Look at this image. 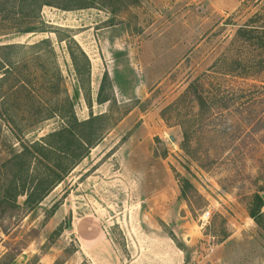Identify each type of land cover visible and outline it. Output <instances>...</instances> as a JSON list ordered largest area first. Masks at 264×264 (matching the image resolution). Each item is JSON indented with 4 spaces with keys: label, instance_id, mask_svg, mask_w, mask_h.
Listing matches in <instances>:
<instances>
[{
    "label": "rangeland",
    "instance_id": "374dc122",
    "mask_svg": "<svg viewBox=\"0 0 264 264\" xmlns=\"http://www.w3.org/2000/svg\"><path fill=\"white\" fill-rule=\"evenodd\" d=\"M49 1L0 0V191L47 134L96 117L98 141L0 218V264H264V52L237 35L264 0Z\"/></svg>",
    "mask_w": 264,
    "mask_h": 264
},
{
    "label": "trees",
    "instance_id": "16d2710c",
    "mask_svg": "<svg viewBox=\"0 0 264 264\" xmlns=\"http://www.w3.org/2000/svg\"><path fill=\"white\" fill-rule=\"evenodd\" d=\"M17 1V0H14ZM22 1L21 7L27 8L34 7L36 13L39 14L43 6H51L63 11H67V6L59 7L58 4L49 0H19ZM238 37L251 46L264 52V30L259 29H239L237 31ZM230 75L234 73H229ZM234 77L236 75H233ZM238 77L245 78V73L238 72ZM234 98V97H233ZM224 97L205 98L198 96V104L200 107V114L206 108L207 100L209 104H216V108H223L227 110L235 99ZM97 118L90 119L76 123L74 127H63L59 131L47 134L42 139L32 143L31 145L24 146L21 154L14 155L12 160L22 159L21 170L14 174L11 181L0 191V218L4 216L12 217L13 214L19 210L20 206L16 200L20 196H24L23 206L32 210L36 208L46 196L66 177V175L74 168L83 158H85L98 141L95 129L90 130L86 137H82L80 133H76V127H88L91 129L94 121ZM78 131V130H77ZM197 160V159H195ZM199 164H201L199 162ZM204 167L201 164V167ZM186 186H189L184 182ZM183 184V186H184ZM192 188L189 186V189ZM181 195L185 198L186 190L181 187ZM188 192V191H187ZM252 202L255 203L253 208L248 209V216L253 222L261 228L264 232V214L261 208L264 201L261 195L255 194L252 197ZM165 236L172 240L176 247L183 251L182 245L177 241L172 232L165 231Z\"/></svg>",
    "mask_w": 264,
    "mask_h": 264
},
{
    "label": "built area",
    "instance_id": "2783aa9c",
    "mask_svg": "<svg viewBox=\"0 0 264 264\" xmlns=\"http://www.w3.org/2000/svg\"><path fill=\"white\" fill-rule=\"evenodd\" d=\"M208 217H209V213H208V212H205V213L203 214V217H202V221H203L202 226L205 225V222L207 221Z\"/></svg>",
    "mask_w": 264,
    "mask_h": 264
},
{
    "label": "water",
    "instance_id": "95a60500",
    "mask_svg": "<svg viewBox=\"0 0 264 264\" xmlns=\"http://www.w3.org/2000/svg\"><path fill=\"white\" fill-rule=\"evenodd\" d=\"M262 199L264 200V195H261Z\"/></svg>",
    "mask_w": 264,
    "mask_h": 264
}]
</instances>
